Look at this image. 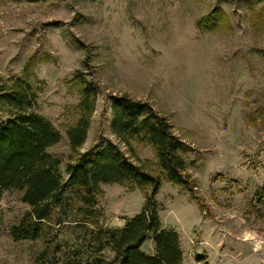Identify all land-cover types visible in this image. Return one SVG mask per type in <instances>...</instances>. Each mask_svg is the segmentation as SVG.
<instances>
[{"label":"rangeland","instance_id":"obj_1","mask_svg":"<svg viewBox=\"0 0 264 264\" xmlns=\"http://www.w3.org/2000/svg\"><path fill=\"white\" fill-rule=\"evenodd\" d=\"M182 2L199 14L198 23L206 33L230 32L248 47V57L258 56L264 62V28L256 31L250 21L252 8L260 10L264 0ZM89 5L90 0H0V84L10 77L23 76L31 59L29 80L38 88L39 111L62 133L61 140L49 150L61 157L64 175L67 163L77 157L66 134L79 115L80 85L72 81L76 74L81 73L97 89L95 110L81 151L97 142L112 140L126 155L130 154L111 126L112 96L126 92L145 100L96 66L98 50L91 43ZM218 7L226 12L229 25L218 30L203 26L201 19L209 20L208 12ZM48 52L53 58L41 61ZM174 132L190 147L188 168L197 180L194 193L191 195L188 189L163 179L154 197L159 203L162 227L173 228L179 235L183 251L179 264H264V204L256 199L257 191L264 185V95L249 93L239 115L221 113L218 122L202 133L175 128ZM206 136L219 139L222 147L239 158V163L209 171L202 143ZM132 147L134 158L149 161V166L158 171L149 143L133 140ZM101 187L104 194L98 197L97 206L103 210L100 223L105 228L124 226L145 205L146 190H131L120 183H102ZM29 209L18 192L3 193L0 253H7L9 259L0 260V264H39L38 255L44 256L45 264H51L55 258L57 264H62L73 253L91 249L96 230L90 223L76 224L80 215L75 214L72 206L67 210L68 219L73 221L61 226L51 223L44 238L14 239L11 228ZM57 243L63 244L60 249L55 247ZM153 247L151 240L142 245L149 253ZM107 255L112 258L110 253Z\"/></svg>","mask_w":264,"mask_h":264},{"label":"trees","instance_id":"obj_2","mask_svg":"<svg viewBox=\"0 0 264 264\" xmlns=\"http://www.w3.org/2000/svg\"><path fill=\"white\" fill-rule=\"evenodd\" d=\"M206 17L210 19H201L206 28L218 30L229 25L226 12L220 7L211 9ZM250 21L256 31L264 28V4L260 10L252 8ZM52 58L48 52L41 61ZM32 64L29 59L23 76L10 77L0 84V199L6 191H16L30 206L11 228L14 239L44 238L51 223L61 226L70 220L67 208L72 206L80 215L76 224H92L96 236L88 252H75L71 257L69 254L70 258L62 264H179L183 257L179 235L173 228L162 227L154 194L163 179L194 193L197 180L188 168L190 147L174 132L166 115L150 102L125 92L112 96L111 126L130 154L126 155L112 140L97 142L81 151L95 110L97 89L78 73L72 81L80 85L79 115L66 131L77 157L67 163L64 175L61 157L49 150L61 140L62 133L39 111L38 88L29 80ZM133 140L146 141L153 147L158 171L149 166V161L134 158ZM102 183L146 190L143 209L127 219L124 226L105 228L100 223L103 210L97 206L98 197L104 194ZM256 199L264 204V185L257 191ZM146 240L154 243L152 253L142 249ZM62 245L57 243L55 247L60 249ZM45 262L44 256L38 255V263ZM58 262L55 258L51 264Z\"/></svg>","mask_w":264,"mask_h":264},{"label":"clouds","instance_id":"obj_3","mask_svg":"<svg viewBox=\"0 0 264 264\" xmlns=\"http://www.w3.org/2000/svg\"><path fill=\"white\" fill-rule=\"evenodd\" d=\"M87 15L96 66L137 91L175 129L202 133L221 113L239 115L249 93L264 95L261 58L248 57L230 32L206 33L182 0H90ZM202 143L209 171L239 163L219 139Z\"/></svg>","mask_w":264,"mask_h":264}]
</instances>
